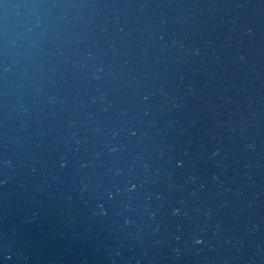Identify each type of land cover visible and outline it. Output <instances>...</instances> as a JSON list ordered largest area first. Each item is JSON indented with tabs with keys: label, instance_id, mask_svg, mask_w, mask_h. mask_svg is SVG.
Here are the masks:
<instances>
[{
	"label": "water",
	"instance_id": "obj_1",
	"mask_svg": "<svg viewBox=\"0 0 264 264\" xmlns=\"http://www.w3.org/2000/svg\"><path fill=\"white\" fill-rule=\"evenodd\" d=\"M0 264H264V0H0Z\"/></svg>",
	"mask_w": 264,
	"mask_h": 264
}]
</instances>
